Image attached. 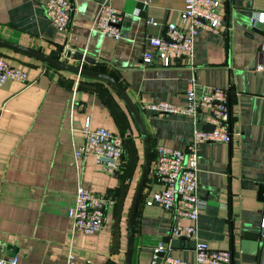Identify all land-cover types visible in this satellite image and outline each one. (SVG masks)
I'll return each instance as SVG.
<instances>
[{
    "label": "crops",
    "instance_id": "obj_1",
    "mask_svg": "<svg viewBox=\"0 0 264 264\" xmlns=\"http://www.w3.org/2000/svg\"><path fill=\"white\" fill-rule=\"evenodd\" d=\"M47 0H0V38L60 60L69 49L94 63H69L114 78L138 107L151 144L184 150L194 119L153 115L143 105L159 101L185 105L191 80L198 90L229 88V143L198 146L197 188L205 202L197 227L208 248L228 251L231 264H264V0H218L223 23L216 33L197 28L192 67H144L141 54L149 38L162 32L148 20L186 27L184 0H111L123 19L114 40L92 30L93 0H68L73 7L66 32L45 17ZM0 59L27 75V83L0 86V258L18 264H66L68 253L92 264H123L129 207L142 168V141L116 93L104 82L44 65L0 47ZM104 128L123 140L122 169L116 176L100 170L93 157L74 165L73 152L84 143L83 128ZM79 185L110 197L106 227L93 235L73 232L68 211ZM159 187L150 179L134 224L131 264H151L162 247L171 258L194 261V243L171 235L176 219L145 201Z\"/></svg>",
    "mask_w": 264,
    "mask_h": 264
},
{
    "label": "built area",
    "instance_id": "obj_2",
    "mask_svg": "<svg viewBox=\"0 0 264 264\" xmlns=\"http://www.w3.org/2000/svg\"><path fill=\"white\" fill-rule=\"evenodd\" d=\"M97 4V12L92 23V30L114 40L119 38V28L123 14L114 8L111 0H93ZM218 0H184L180 18L186 27L173 23H161L148 20L147 24L158 28L161 37L149 38L141 54L144 67L173 68L192 67L194 37L197 28L204 27L216 33L223 23V17L218 13ZM43 12L50 25L59 32H66L71 24L73 7L68 0H47ZM253 23L264 24V13L252 20ZM77 51L69 49L66 60L75 58ZM257 72H264L263 60L255 67ZM9 80L27 83V75L0 59V86ZM197 83L191 80L186 90L185 105H177L159 101L143 105V110L153 115H183L194 119V130L187 147L184 150L157 145L152 158L150 179L159 187L145 201L146 206H159L171 213L176 219L189 222L180 226L175 221L171 235L177 238L190 239L194 243V261L185 262L167 256L160 264H231V254L228 251L208 248L207 244L198 239L197 221L205 202L198 195L197 173L199 157L198 146L207 143H229L231 139L229 94L230 89L212 88L198 90ZM210 125L211 131L203 130L202 126ZM84 143L73 152L74 165L93 157L100 170L109 176H116L122 169L123 140L104 128L92 129L89 122L83 128ZM114 205L110 197L93 193L79 185L73 206L68 211L71 229L85 235H93L106 227V211ZM264 233V218L261 221ZM155 250V254L162 251ZM151 264H155L156 255ZM0 264H18L17 257L0 258ZM66 264H92L90 261H78L68 253Z\"/></svg>",
    "mask_w": 264,
    "mask_h": 264
},
{
    "label": "water",
    "instance_id": "obj_3",
    "mask_svg": "<svg viewBox=\"0 0 264 264\" xmlns=\"http://www.w3.org/2000/svg\"><path fill=\"white\" fill-rule=\"evenodd\" d=\"M0 47L12 52H16L37 59L40 62H42L44 65H48L59 71L74 74L79 77L91 78L102 81L106 83L116 93V95L120 98V100L123 102L124 106L128 110L133 120V123L136 127V130L138 131L140 139L142 141V149H143L141 173L129 207L128 219H127L126 252H125V258L123 264H131L133 249H134V224H135L136 211L141 196L143 194V191L145 189V186L147 184V181L149 179L151 163H152L150 139L138 107L136 106L134 101L130 98V96L127 94V92L120 86V84L108 74L85 69L79 65L69 63V61L66 59L60 60L59 58H54L47 54L26 48L24 46L12 43L2 38H0ZM75 60L77 62H85L89 64L94 63L93 59L84 56L83 54H76ZM202 128L203 130L206 131H211L213 129V127L210 125H204L202 126ZM259 196L260 199L264 200V185L259 186ZM155 255H156L155 264H160L168 256V253L167 251L162 250L157 252Z\"/></svg>",
    "mask_w": 264,
    "mask_h": 264
},
{
    "label": "trees",
    "instance_id": "obj_4",
    "mask_svg": "<svg viewBox=\"0 0 264 264\" xmlns=\"http://www.w3.org/2000/svg\"><path fill=\"white\" fill-rule=\"evenodd\" d=\"M152 153V152H151ZM154 156H153V153H152V158H153Z\"/></svg>",
    "mask_w": 264,
    "mask_h": 264
}]
</instances>
